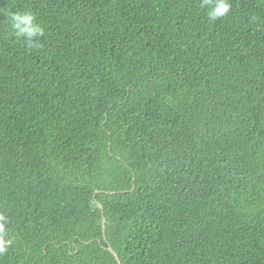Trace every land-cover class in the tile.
Listing matches in <instances>:
<instances>
[{
	"label": "trees",
	"instance_id": "1",
	"mask_svg": "<svg viewBox=\"0 0 264 264\" xmlns=\"http://www.w3.org/2000/svg\"><path fill=\"white\" fill-rule=\"evenodd\" d=\"M201 3L0 0V264H264V0Z\"/></svg>",
	"mask_w": 264,
	"mask_h": 264
},
{
	"label": "clouds",
	"instance_id": "2",
	"mask_svg": "<svg viewBox=\"0 0 264 264\" xmlns=\"http://www.w3.org/2000/svg\"><path fill=\"white\" fill-rule=\"evenodd\" d=\"M207 10L210 22H214L229 14L231 0H202L200 5ZM11 27L17 36L23 37L29 48H39V37L44 35L43 27L37 22L36 15L31 11H15L8 13ZM8 219L3 211H0V257L4 256L14 241L8 236Z\"/></svg>",
	"mask_w": 264,
	"mask_h": 264
},
{
	"label": "water",
	"instance_id": "3",
	"mask_svg": "<svg viewBox=\"0 0 264 264\" xmlns=\"http://www.w3.org/2000/svg\"><path fill=\"white\" fill-rule=\"evenodd\" d=\"M97 192H99V190H98ZM100 205L102 206V204H100ZM105 223H106V219L104 218V229H105ZM105 238H106V235H105ZM108 249H109V250L113 253V255L116 257L118 264H122V261H121V259H120V257H119V254L117 253V251H116L111 245H109Z\"/></svg>",
	"mask_w": 264,
	"mask_h": 264
}]
</instances>
